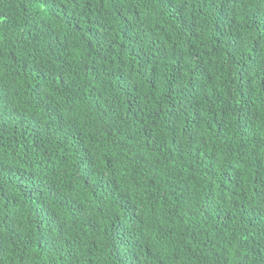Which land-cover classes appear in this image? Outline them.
I'll return each instance as SVG.
<instances>
[{
  "label": "trees",
  "instance_id": "16d2710c",
  "mask_svg": "<svg viewBox=\"0 0 264 264\" xmlns=\"http://www.w3.org/2000/svg\"><path fill=\"white\" fill-rule=\"evenodd\" d=\"M0 264H264V0H0Z\"/></svg>",
  "mask_w": 264,
  "mask_h": 264
}]
</instances>
